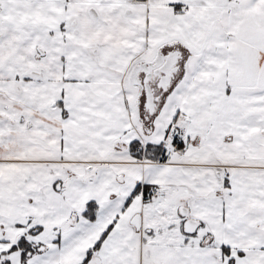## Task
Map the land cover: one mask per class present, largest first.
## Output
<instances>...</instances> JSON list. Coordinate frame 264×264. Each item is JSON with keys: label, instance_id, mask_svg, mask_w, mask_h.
Masks as SVG:
<instances>
[{"label": "snow or ice", "instance_id": "snow-or-ice-1", "mask_svg": "<svg viewBox=\"0 0 264 264\" xmlns=\"http://www.w3.org/2000/svg\"><path fill=\"white\" fill-rule=\"evenodd\" d=\"M0 264H264V0H0Z\"/></svg>", "mask_w": 264, "mask_h": 264}]
</instances>
